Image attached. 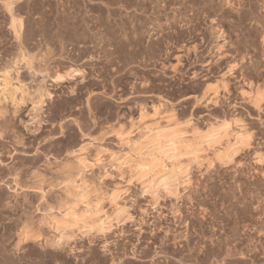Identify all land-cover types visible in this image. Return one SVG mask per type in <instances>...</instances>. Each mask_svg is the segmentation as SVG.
<instances>
[{
    "label": "bare ground",
    "instance_id": "bare-ground-1",
    "mask_svg": "<svg viewBox=\"0 0 264 264\" xmlns=\"http://www.w3.org/2000/svg\"><path fill=\"white\" fill-rule=\"evenodd\" d=\"M263 1L259 3V0H253L257 3V7L259 5V8L264 10ZM168 2V0H0V207L6 208V210H2V208L1 212L17 211L16 216L12 218V225L9 230H14L16 235L13 249H11L13 250L12 255L6 253L8 249L6 247L7 239L11 236L8 237L7 233L0 231V264H82L83 255L82 258L80 257L75 261L79 257L76 254L80 251L79 248L81 247L78 246V242L81 239L86 237L93 239L99 234L103 236L114 224L118 225L131 217L127 207L118 203L121 194L126 190L124 187L115 185L110 191H101L102 187H95L92 182L88 181L89 179L87 180L86 170L89 169L90 171L92 169L90 167L100 164L102 161L101 154L106 150L102 147L103 144L101 146V143H98L101 136L99 138L90 136V134L85 133V130L83 132V128L81 129L79 125V133L83 138V143L79 144L78 147L71 146L70 148H65L64 145L65 154L72 156V158L68 159L69 156H67L66 160L55 166L58 177H54L50 173L53 176L46 178L48 173L45 174L43 170L49 165L48 159L50 161V158H47L45 153V166L43 165V169L40 168L41 156L37 149L32 155H29V158L21 161V165L28 164L27 167H21L20 160L19 162L16 161L17 163L11 162L20 158V147L28 148L30 140H27L28 137L25 134H32L37 138L40 135L41 125H45L47 121V118H44L46 117L44 112H46L49 102H52L57 96V88H62L65 83H75L77 80L78 84H82L79 88L75 87L76 84L74 86L73 83L72 85L69 84L67 91H63V88L60 89L63 93L67 92L68 95H71V98L67 95L70 99H68L69 103H64L70 104L74 109H78L81 103L84 104V107L86 105L87 109L91 107L92 95H95L98 87L104 88V85L101 84L103 79H97H100L99 77L104 73L102 70L105 66L101 65L100 68L96 69L94 62L110 61L111 56H122L127 59L126 61L132 62L139 60L138 58L143 60V58L151 55L155 48L154 45L158 43L154 42L155 37H153L152 32L157 27L160 29L159 27L165 26L163 28L165 31V28L172 30L178 26L177 28L181 30H177L176 33L181 34L182 40L191 37L189 33L184 35L183 27L191 24L194 19L192 17L183 18L189 14L180 11H174L172 15L163 13L170 6ZM176 2L179 3L180 1ZM247 2L251 5L250 1ZM181 3L184 9H188L187 5H190L202 15L213 12L225 16V12H227L225 8L236 9L237 13L242 8L241 0L239 3H235L236 6L230 0H181ZM150 14H153L154 17ZM241 14L242 12L239 16L240 19L244 15ZM179 15H183L181 17L185 21ZM160 17H165L162 22H160ZM211 21L216 20L212 18ZM6 27V30L12 33V38L16 41L15 45H6L9 43V40L6 39L8 34L4 32ZM172 31L174 32V30ZM159 32L161 34L162 30ZM210 34L211 47L208 49L209 55L207 54L209 59L203 61L208 68L224 55L222 47L225 42H228L224 30L217 25V22L212 24ZM157 36L159 38V35ZM164 36L165 34L162 35V38ZM158 38L156 41H160V44L163 43L164 46V48L161 47L162 51L158 49L163 52L162 54L167 55L169 39L168 41L167 39L161 41V36ZM263 39L264 29L261 34L262 43ZM160 44L158 45L161 46L162 44ZM183 46L181 45V49ZM12 48H14L13 52H11ZM189 49L195 51L196 44H193ZM155 50H157V46ZM180 56L176 55V63L171 66L173 72L179 71V66L184 65ZM87 65L89 67H86ZM237 66L238 62L233 61L228 64L226 71L218 76H213V78L207 74H200L201 72L198 70H192L189 78L201 77L200 80H206L203 81V95L207 94V101L216 103L219 95L229 91L228 75L233 74ZM163 67H166L165 63H163ZM89 75H92V80H88ZM141 83H147V79ZM130 86L132 89L134 88L133 84ZM101 92L109 95L116 104L113 112L115 121L110 122L106 128L104 127L103 133L106 135L113 133L118 139L117 143L120 142L121 146H125L120 150L121 152H117L118 150L116 152L110 151L111 166H114L113 168L118 171L117 177L121 179L124 178V173H127V178L124 181L128 184H135L140 193L148 196L152 204H156L161 196L179 198L181 190H184L189 183L191 163L195 162L201 165L202 161L204 162L205 158L209 157L207 154L201 155L206 149L213 148L212 153H214L215 160L225 164L230 162L239 150L252 145L249 143L252 134L239 117L227 116L229 118L227 119L217 116L215 119L207 120L208 122L204 123L205 126L203 125L202 128L201 124L196 125L198 124L197 121H192L189 116L185 119L179 118L175 109L167 105L169 101L165 98H162V101L161 99H151L149 103L136 101L138 113L136 117H132L121 108L124 98L109 92L106 93V91ZM239 93L242 99L257 108L261 106V102L264 103V89L260 87V84L246 80L243 76ZM194 96L197 102L202 97H197L196 94ZM65 104L62 105L67 108ZM98 105L99 108L105 107V103L102 101ZM92 107L94 106L92 105ZM63 109L61 107V110ZM84 112L86 114L87 111L84 110ZM7 113L10 115L9 121L7 120L9 118ZM189 115L192 114L189 113ZM76 119L75 117L74 122L78 124L80 121ZM16 123L22 124L26 133L21 132ZM6 130L11 133L9 134L11 136L9 141L6 140ZM32 135L30 136L32 137ZM85 140L88 141L84 142ZM39 141L40 139H38V143ZM44 141L45 139L42 140V142ZM53 144L55 145V143ZM60 146L58 145L54 150L61 151L63 146ZM90 149L92 156L95 157L94 162L88 159L90 157L87 152ZM105 149L107 148L105 147ZM21 150L23 151V149ZM256 152V162L260 164L264 161V151L259 152L258 150ZM206 162L210 165L213 161L208 158ZM51 165L53 166V164ZM47 169L49 168L47 167ZM103 175L105 177L110 176L105 170L103 174L97 176L99 180L100 178L102 180ZM88 177L90 178V176ZM99 185L101 186V184ZM55 187L59 188L57 193L54 192L55 190L52 191ZM20 192H34V194H32L31 199L28 197L29 194L23 193L24 197L20 203ZM105 201L110 207V211H106ZM20 204L24 207L32 204L34 212L39 211V216L34 219L29 215L30 213L28 214L29 211H26L24 212L25 217H20L18 214ZM176 208L173 209V214L179 212V209ZM180 214L181 212L177 215ZM185 221L183 219V222ZM171 228L173 229V226L169 229L168 227L165 228V233H172ZM183 232L179 235L170 234L171 236L166 238L176 245L179 244V239H187L186 245H189L186 247L187 256L193 259L194 263H208L210 257L219 253L221 246L219 244H217L219 249L207 251L201 247L203 252H200V249L197 251L196 248L190 246L195 243L189 242L186 232ZM28 242H34L35 246L39 247V249L37 247L38 250H34L36 247L31 246L33 253L31 250L28 252L34 255L32 257H36L33 262L30 260L34 258L30 260L25 258L27 253L24 251L26 250L23 251L24 254L20 250L25 249L26 246L21 245ZM107 243L104 241L102 252L111 250L108 249ZM62 251H65L67 255H64L65 253ZM131 254L134 256V251ZM69 255H73L74 260L68 258ZM239 255H245V253L240 251ZM121 259L122 257L111 254L110 261L112 264H118ZM180 261L187 263L185 258L180 259Z\"/></svg>",
    "mask_w": 264,
    "mask_h": 264
},
{
    "label": "rangeland",
    "instance_id": "rangeland-1",
    "mask_svg": "<svg viewBox=\"0 0 264 264\" xmlns=\"http://www.w3.org/2000/svg\"><path fill=\"white\" fill-rule=\"evenodd\" d=\"M168 1L170 6L167 8L168 10L166 9L167 11L163 13H167V15L170 13V15H172V12L180 11L184 14H189L183 18L188 19L192 17L194 19L191 24L189 23L183 27L184 35L189 33L191 37L182 40L181 34L176 33L177 30H181L180 28H177L178 26L175 27L176 29H172L174 32L169 30V28H165L166 30L164 31L163 28L165 26L163 28L159 27L160 29L157 27V29L155 28L152 31L154 34L153 37H155V41H153L158 42L155 44L157 50H155L156 46L154 45L155 48L153 47V52L154 50L156 52L155 54L152 52L151 55H148V59L147 57L143 58V60L142 58H138L139 60H136L137 62H132L126 61L127 59H124L122 56H115L117 59L111 56L110 61H102V63L100 61L94 62L96 64L94 67H97L96 69L100 68L99 66L101 65L105 66L102 70L104 71L102 76H104L97 79H103L101 84L104 85V88L102 89L101 87H98L95 91V95H92V99H90V103L94 107L91 105L92 108L89 107V110L86 105L84 107V104L81 103L79 106L85 109L80 107L74 109L70 104H65L66 102L69 103V97L71 98V95H68L67 92L63 93V91H67L69 84L72 85L74 82L65 83L62 85L63 89L61 87H59V89L57 88V96L54 97L52 102H49V105L46 107L47 110L44 112L46 116L44 118H47V121L45 122V125H41L40 135L38 138L35 136V139L34 135L30 134L32 135L31 137L29 134H25L28 137L27 140H30L31 144L28 143V148L20 147V158L14 159L11 163H15L16 161L19 162L20 160V166L23 168L27 167L28 164L23 166L21 163L25 161L26 158H29V155H32V153L35 152V149H37L39 152L37 153L41 156L40 168L43 169L45 166L44 154L46 153L45 155H47V158H50V161L48 159V162L50 163L47 167L51 169L49 170L47 167H44L43 170L45 174L48 173L46 174V178H50L53 175L55 177L57 176L55 166L66 160L65 158L67 156H69L67 157L68 159L72 158V156L65 154L64 149L70 148L71 146L78 147L79 144L83 143V138L79 133V126H81V129L83 128V132L85 130V133L90 134V136L98 138L100 136L102 137H100L101 140L97 142L99 144L101 143V146L103 144L102 147L106 151L101 154L102 161L100 164L93 165V167H90L92 168L90 171L87 169L88 172L86 170V174L90 176L92 181L87 175L86 178L87 180L89 179V182H92L93 186L102 187L101 191H110L115 185H119L122 188L124 187L126 190L121 194L118 203H122L121 205L127 207L130 211L129 213L131 214V217L120 222L118 225L114 224V226L104 233L103 236L99 234L98 236H94L93 239L87 237L81 239L78 242V246L81 248H79L80 251L76 254V256L79 257H77L75 261L80 259L83 255L84 259L81 257L83 260L82 264L85 262V264H112L110 261L111 254L122 257L118 264H197L196 262L194 263L193 259H190L187 256L188 251L186 247L189 246L186 245L187 239H179V244L177 245L173 244L170 239H167L172 234L176 233L179 235L183 231V233L186 232L185 234L188 236L189 242L195 243L190 246L194 247V249L196 248L197 251L200 249V252H203L201 247L208 251L219 249V246H222H220L219 253L213 255L214 257H210L209 262L204 264H264V161L259 164L256 162L255 157L257 155L256 151H264V103L261 102V106H259L260 108L258 107V109L250 102L242 99L239 93L242 76L246 80L260 84V87L264 89V39L263 43L261 42V34L264 29V10L260 9L259 5L257 7V3H255L256 1L241 0L242 8L238 11L239 15L236 9L225 8V11L227 10L225 16H222L221 13L214 14L213 12L202 15V13L198 11L201 14L200 17V14L197 13L195 7L191 8L190 5H187L188 9H184L181 0ZM176 1H180V6ZM230 1L231 3L233 2L234 6H236L235 3H239V0ZM247 1H250L251 5H249V2ZM171 2L173 3L171 4ZM259 3H262V0H259ZM241 12L244 14H241L244 18H242L243 20L239 17ZM183 15H179V17L185 21V19L181 17ZM150 16L154 17L153 14H150ZM147 18L149 19L150 17L148 16ZM164 18L160 17V22H162ZM212 18L216 21L212 22ZM214 22H217V25L224 30L228 42H225L222 47L224 55L213 63V65L211 64L209 69L205 66L203 61L209 59L207 56L209 55L208 49L211 47L210 29ZM4 29V32L8 34V36L6 35V39L9 40V43L6 45H15L16 41L13 40L12 33L6 30L7 27ZM156 30L158 34L156 33ZM159 30H162L161 34ZM166 32L169 33L166 34ZM252 32H255L254 35ZM156 34L159 35V38L161 36V41H165V39L168 41L169 39L170 44L167 55L162 54L163 52L161 51L163 49L161 47L164 48V46L163 43H161L162 45L160 44V41H156L158 38ZM164 34L165 36L162 38V35ZM193 44H196L195 51L189 49ZM181 45H184V48L182 47L181 49ZM13 50L14 48H12L11 52H13ZM147 51L149 50L147 49ZM176 55H181L180 57L184 65L179 66V71L173 72L171 66L176 63ZM233 61L238 62V66L233 74L228 75L229 91L219 95L218 102L216 103L207 101V94L203 95L202 92L203 84L206 80H200L201 77L190 79V72L192 70H198L201 72L200 74H207L213 78V76H218L226 71L228 64ZM163 63L166 64V67H163ZM86 67H89V65ZM91 76L92 75L88 76V80L93 79ZM212 78L210 77V79ZM145 79H147V83H141ZM131 83L134 85L133 89L130 86L132 85ZM77 84L78 82L76 80L73 84L75 87L79 88L82 85L80 83ZM101 91H106V93L109 92L112 95L115 94V96L124 98V103H122V105L120 104L121 108L126 114L131 115L132 117H136L138 113V107L135 105L136 101L140 100L149 103L151 99H161L162 101L164 98L169 101L167 102V105L172 106L175 109V113L179 118L185 119L189 116L192 118V121H197L198 124L196 125L201 124L200 126L202 128L205 126L206 122H208L207 120L215 119L217 116L219 118L222 117L227 119L231 116L239 117L243 120L245 126L252 134V139H250L249 142L252 143V145L250 144L251 146H247L248 148L244 147L239 150L238 153L234 155L232 159L233 161L231 160L225 164L215 160L214 153H212V150H214L213 148H208L209 151L206 149L207 151L205 150L201 155L207 154L209 157L205 155L207 158L204 156L205 160L204 162L202 161L201 165L195 162L191 163L189 170V183L184 190H181L179 198L175 199L173 196H161L158 198L156 204H152L148 196L140 193V190L135 184H128L124 181V179L127 178V173H124V178L121 179L120 177H117L118 171L113 168L114 166H111L112 160L109 157L110 151L116 152L118 150L117 152H121L120 150L125 146H121L120 142L117 143L118 139L113 133L107 135L103 133L107 125L110 124V122L112 123L115 121L113 112L116 104L109 95H105ZM195 94L197 97L202 96L198 102L194 96ZM61 101L63 102L61 103ZM100 101L105 103V107L99 108L98 103ZM62 104L67 105V108H64L66 106L63 107ZM61 107L64 109L61 110ZM71 107L73 108L72 110ZM84 110L87 111L86 114ZM189 113L192 115L190 116ZM7 116L9 117L10 115L8 114ZM75 117L77 118L76 120H79L81 123L78 122L77 124L74 122ZM7 120L9 121L10 117ZM14 121L15 120H13V122ZM17 124L18 123H16L17 128H20L21 132L24 131L23 125L21 123V125ZM24 133L26 132L24 131ZM9 134L11 133L6 130V140L8 139V141L9 139L11 140ZM41 136L43 138L45 137L44 142H42L44 139ZM229 138L232 139V137ZM38 139H40L39 143ZM86 141L88 140H85L84 142ZM53 143H55V145ZM58 145H61L60 147L63 146L61 151L54 150ZM105 147L107 149H105ZM47 148L49 152L47 151ZM21 149H23V151ZM87 153L90 157L88 159L94 162L95 157L92 156V150L90 149ZM23 155H25V158ZM42 158L44 159L42 160ZM208 158H211L213 161L210 165L206 162ZM51 162H54L55 165ZM51 164H53V166ZM114 164H116L115 161ZM105 170L110 176L106 175L107 177H105V175H103V181L101 178L99 180L97 176L103 174ZM99 184H101V186ZM57 189L59 190L58 187H55L52 191L55 190L54 192L57 193ZM23 193L29 194L28 197L31 199L33 196L32 194H34V192H20V203L22 201L21 199L24 197ZM31 205L32 204L24 207L20 204L21 209L19 208L18 211L20 217H25L26 214L24 212L26 211H29L28 214L30 213L29 215L34 219L39 216V211L34 212ZM104 205L106 211H110V207L107 205L106 201L104 202ZM24 208L26 209L25 211ZM175 208L179 209V212L175 213L176 215L173 214V209ZM1 209L6 210V208L0 207V231L7 233L8 237L11 236L7 239L6 247L8 249L6 248V253L12 255L13 250L11 249H13L16 235L14 230H9L12 225V218L16 216L15 213H17V211L1 212ZM180 212L181 214L177 215ZM183 219L187 222H183ZM171 226H173V229L171 228L172 233H165V228L168 227L169 229ZM184 229L187 230L185 231ZM166 240L171 242H167ZM104 241L108 242L107 247H109V250L111 249L110 251L102 252V250H104L102 247ZM201 244L203 245L201 246ZM217 244H219V246ZM35 245L34 242L23 243L21 245L24 247L26 246L25 249H20L22 254H24L23 251L26 250L24 251L27 253L25 254L26 259L30 260L34 258L32 257L34 256L32 254V247H36ZM37 247L34 250H36ZM30 250L32 253H28ZM133 251L134 256L131 254ZM240 251H243L245 255L240 256ZM62 252L65 253V251ZM224 252L229 254L226 255ZM28 254H31V256H28ZM64 255L67 254L65 253ZM13 256L16 257L15 254H13ZM68 258L74 260L73 255H69ZM184 258L187 259V263L180 261V259ZM35 259L36 257L30 261L33 262Z\"/></svg>",
    "mask_w": 264,
    "mask_h": 264
}]
</instances>
